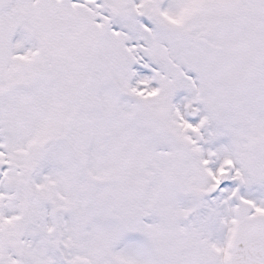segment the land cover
Instances as JSON below:
<instances>
[{
    "label": "snow or ice",
    "instance_id": "obj_1",
    "mask_svg": "<svg viewBox=\"0 0 264 264\" xmlns=\"http://www.w3.org/2000/svg\"><path fill=\"white\" fill-rule=\"evenodd\" d=\"M0 264H264V0H0Z\"/></svg>",
    "mask_w": 264,
    "mask_h": 264
}]
</instances>
